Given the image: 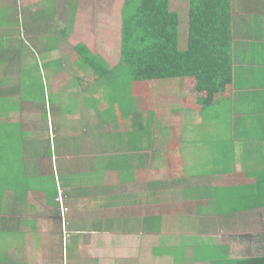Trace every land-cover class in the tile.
<instances>
[{
    "label": "crops",
    "instance_id": "0c3cea01",
    "mask_svg": "<svg viewBox=\"0 0 264 264\" xmlns=\"http://www.w3.org/2000/svg\"><path fill=\"white\" fill-rule=\"evenodd\" d=\"M47 1L50 8L40 23L56 21L59 10L65 11L69 23L59 26L61 33L73 27L79 13L96 15L88 26L98 27L100 33L86 47L98 64L82 63L89 76L86 81L77 76L73 63L78 54L57 57L51 54L56 48L50 59L40 63L45 75L41 91H47L40 103L6 93L8 110H0V122L9 126L0 136L19 161L1 158L3 170L17 174L0 177V248L7 252V263L0 264H235L263 256L264 206L258 177L264 171V159L260 166L255 157L264 155V142L242 145L234 135L246 127L263 136L264 0H231V47L240 84V88L233 86L232 102L236 96L246 101L241 114L233 110L230 115L233 165L222 161L217 150L218 137L226 132L217 125L221 117L208 119L204 114L207 94L195 89V81L168 80L177 82V88L170 87L165 98L155 96L145 114L133 105L137 94L145 90L139 84L148 82L137 81L130 70L126 74V67L118 65L120 58L114 64L98 52L106 42L101 40L103 29L111 26L100 12L110 9L112 0ZM173 1L170 10L180 18L183 51L189 0H176L183 1L185 16L182 7L172 10ZM123 2L116 9L121 13ZM120 21L122 26L121 14ZM52 24L59 28L57 22ZM55 33L53 38L61 42ZM93 42L102 45L93 46ZM20 56L26 65L35 62H26L27 54ZM59 60L65 70H60ZM45 62L51 65L44 67ZM4 71L6 66H0V74ZM66 86L70 88L63 92ZM12 99L16 105L11 108ZM122 102L127 111L124 118ZM117 112L122 126L118 131L104 120ZM128 114L131 123L124 127ZM87 119L88 127H84ZM190 136L196 141L189 142ZM77 139L82 142L72 147ZM178 139L182 147L173 155L177 166L173 172L184 177L158 182L155 178L163 169L158 162L179 148ZM205 145L210 147L209 165L196 161ZM192 153H196L191 160L196 164L188 166L186 158ZM224 170L234 171L210 173ZM59 195L68 210L65 224L56 203ZM258 235L262 236L256 239ZM13 255H18V261L10 260Z\"/></svg>",
    "mask_w": 264,
    "mask_h": 264
},
{
    "label": "trees",
    "instance_id": "16d2710c",
    "mask_svg": "<svg viewBox=\"0 0 264 264\" xmlns=\"http://www.w3.org/2000/svg\"><path fill=\"white\" fill-rule=\"evenodd\" d=\"M231 10V0H189L187 47L181 51L180 18L177 13L171 12L170 0H125L121 13L119 66H123L124 69L126 67V74H129L128 67L149 66L157 71L161 80L189 78L195 81L196 90L206 91L207 88L208 95L202 103V108L206 111L204 114L209 119L211 109L224 107L223 116L226 123L222 128L226 132L217 150H221L222 161H228L230 165H233L236 154L234 150L232 151L235 140L232 137L230 115L233 110L241 114L246 108V101L243 102L236 96V100L232 102L233 86L240 88V84L237 71L234 70L236 61L231 47ZM14 19V21L17 20V14ZM50 36L51 34L46 37L49 39L50 47L45 44L44 51L52 52L57 48V41ZM24 53L23 49L19 52L13 46L0 43V66L5 65L7 71L0 74V110H8L5 104L7 92L15 94L19 90L23 91L38 77L39 84L35 89H31L30 95H26V91L24 97L30 101L42 98L41 81L45 75L42 74L41 64L34 62L26 65L28 63H23V57L20 56ZM77 54L78 58L73 62L74 64L77 61L92 67L98 64L97 57L84 44L77 46ZM58 62L61 66L60 70H65L62 67L63 61ZM42 65L49 67L51 62H45ZM12 74L17 76L18 84L16 85L12 82ZM145 79L153 80L155 77L146 76ZM116 90L120 89L116 88ZM44 93L46 95L47 91ZM120 111L124 118L127 111L123 102L120 104ZM0 124V131L9 126L6 123L0 122ZM262 134L264 136V131ZM263 136L259 137V130L252 133L246 127H242L238 129L234 138L238 139L242 145H247V143L264 142ZM9 137L13 136L8 135L7 138ZM255 158V162L259 161L258 164L261 166L260 161L261 158L264 159V155ZM253 159L250 160L253 161ZM233 171L210 173L224 174ZM258 182L260 200L263 201L264 206V171H261ZM235 264H264V255L241 259Z\"/></svg>",
    "mask_w": 264,
    "mask_h": 264
},
{
    "label": "rangeland",
    "instance_id": "374dc122",
    "mask_svg": "<svg viewBox=\"0 0 264 264\" xmlns=\"http://www.w3.org/2000/svg\"><path fill=\"white\" fill-rule=\"evenodd\" d=\"M123 3H124L123 0H112V5L110 6V9L100 12V13H104L105 17L110 19L107 21V23L110 24L111 26H107L103 29L101 40L106 41L104 42L103 45L101 43L93 42V46L102 45L98 50L99 54L106 57H110L111 61L114 64L118 63V59L120 58V48H121V21H120L121 10H116V9H121ZM180 7L183 8V16H185L186 11L183 1H176V0L173 1V6H171L173 11H176ZM49 8H50V4H48L47 0H1L0 1V43L3 42L7 46L10 47L13 46V48L18 50L19 52H22L23 49L25 51L24 54H27V58L25 59L26 62L35 61L39 64L45 60L50 59L51 52L48 51L45 52L44 51L45 48L43 47L45 44L46 46L50 47V44L47 42L48 40L46 39V37L49 36L50 32H53L52 37H56L55 31L57 30V38L62 40L61 42L60 41L57 42V51L51 53V54H55V56L57 53L58 54L57 57L70 53L77 54V46H79L80 44H84L87 47L89 45L92 46L91 42L94 40L95 35H98L100 33V29L96 26H88V23L89 21L94 20L96 18V15H92L88 17V16H82L83 13H79V16L76 15L75 21H72L74 23L73 27H71V29H68L67 33H61L59 26L68 25L69 18L66 16H69V14H66L67 12L65 11L60 12L59 10V14L58 17L56 18V21H51V23H48L51 26L50 25L48 26L47 23H42L41 25L40 22L45 17V10H49ZM16 14H17V20L14 21L15 20L14 16ZM54 22L55 23L57 22L59 28L55 29L57 25L52 24ZM43 25H46L47 27H43ZM49 27L51 29H48ZM53 28L55 29L54 31ZM27 31L30 32V35L25 34ZM51 40L54 41V39ZM41 43H45V44H41ZM103 46L106 47V49L103 50ZM107 50L110 51V53L112 54H107L108 52ZM94 51L97 52V49L95 48ZM75 65L78 67L79 70L77 76H79L80 78L85 77L86 81H88L89 76L85 72L84 67H82V64H80V62L77 61L75 62ZM127 70H130V72H133L136 75L137 81L148 82V83L139 84V85H145V90L137 94V97L133 103V105L137 107L139 110L143 109L144 114H145V109L151 104H153V102H155L154 100L155 96L164 94L163 97L165 98L167 96L166 95L167 90L170 87L174 89L177 88V82L161 80L158 77L157 71L153 69V67H149V66L128 67ZM146 76L147 77L154 76L155 79L146 80L145 79ZM12 77L14 78L13 82L15 83V85L18 84V79L16 74H12ZM39 82H40V78L38 77L37 79L32 81L31 86H27L23 91L19 90L15 92L14 96L23 97L26 91H27L26 95H30L31 89H35L36 86L39 84ZM69 88H70L69 86H66L64 89H62V91L67 92ZM40 94L42 96L45 95V93L42 92L41 90H40ZM42 99L43 98H38L33 102L40 103ZM15 105L16 103H14L12 99L10 101V107L12 108ZM74 107L75 104L72 103L70 105V108L73 109ZM223 109L224 107H217L210 110V116L212 118L216 116L219 117L221 116V122H217V125H219L220 127H224L226 123V120H224V116H223ZM120 114L122 116L121 111ZM120 114L119 112H117L115 115H108L104 117V120L106 121L108 120V122H110L111 125H113V127L117 131L122 130ZM130 123H131L130 115L128 114V116L124 120V127H128ZM88 124H89V120L87 119L84 127H88ZM75 131H77L76 128ZM222 139L223 136L218 137L219 142H221ZM178 141H179V148L174 150V152L171 153L170 155H166L165 153L162 157L163 160H160L158 162V164L163 169L162 171L158 172V177L155 178L156 181L158 182L168 181L167 179H169V181H172V180H179L184 177L183 175L184 173L182 174L181 172L179 173L173 172L174 168L175 171H177L176 168L177 166L174 165L175 160H173V155L175 154L178 155V152L182 147L181 145L182 139H178ZM188 141L195 142L196 137L190 136ZM79 142L81 143L82 139L75 140L72 147H78ZM61 147L63 146L61 145ZM188 155L189 157L186 158L187 162H189L188 166L191 164H196L193 161H191L192 159L195 158L196 153H192ZM9 157L19 161L16 155L3 142V139L0 136V177L8 176L9 178L17 174V173L10 174V172L8 173L6 170H3L2 163L4 162L1 158H9ZM50 157H52V152H50ZM196 161H198V163L206 162V164L208 165L211 163V152H210V147H208V145H205L203 150H201V154L196 155ZM181 162L182 160L180 157V159L178 160L179 165ZM172 164L174 165V167L172 166ZM48 181H50L49 178ZM56 203L58 202L56 201ZM0 207H1V200H0ZM259 236L261 235L254 237L258 239ZM38 238L39 236H34L35 240ZM1 245H2V241L0 240V247ZM6 258H7V252L5 251L4 248H0V262L7 263ZM18 258H19L18 255H13L10 260L18 261L17 260Z\"/></svg>",
    "mask_w": 264,
    "mask_h": 264
},
{
    "label": "built area",
    "instance_id": "2783aa9c",
    "mask_svg": "<svg viewBox=\"0 0 264 264\" xmlns=\"http://www.w3.org/2000/svg\"><path fill=\"white\" fill-rule=\"evenodd\" d=\"M57 202L59 204V207H60V211H61V214H62V218H63V224H65V214L68 212L67 209H64V206H63V201H62V197L61 195H59V198L57 199Z\"/></svg>",
    "mask_w": 264,
    "mask_h": 264
},
{
    "label": "clouds",
    "instance_id": "9594fccd",
    "mask_svg": "<svg viewBox=\"0 0 264 264\" xmlns=\"http://www.w3.org/2000/svg\"><path fill=\"white\" fill-rule=\"evenodd\" d=\"M120 55H121V54H120ZM119 64H120V62H119ZM119 64H118V65H119ZM58 198H59V197H58Z\"/></svg>",
    "mask_w": 264,
    "mask_h": 264
}]
</instances>
